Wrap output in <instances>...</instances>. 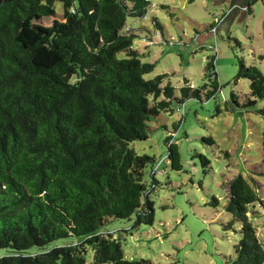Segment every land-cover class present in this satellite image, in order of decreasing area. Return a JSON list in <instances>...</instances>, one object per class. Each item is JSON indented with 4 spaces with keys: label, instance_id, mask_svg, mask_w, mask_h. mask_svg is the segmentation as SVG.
<instances>
[{
    "label": "trees",
    "instance_id": "1",
    "mask_svg": "<svg viewBox=\"0 0 264 264\" xmlns=\"http://www.w3.org/2000/svg\"><path fill=\"white\" fill-rule=\"evenodd\" d=\"M55 1L61 19L39 24L57 17ZM149 6L150 0H0V264H86L89 255L91 264H147L125 259L124 233L152 226L159 166L167 159L172 170L181 165L172 136L157 163L131 144L147 139L148 123L172 112V100L183 105L202 92L206 100L221 92L213 55L204 68L209 86L185 82L179 98L163 85L167 75L145 79L155 64L141 61L133 48L138 36L126 20L145 17ZM238 65L235 81H249V104L264 100L263 73ZM257 114L264 118V107ZM261 147L264 176V131ZM199 157L206 168L209 160ZM255 186L242 175L226 184L232 221L223 229L232 231L234 222L240 229L224 264H264V240L249 217L257 214L252 206L263 204ZM209 206L217 208L219 200ZM113 219L133 224L105 230ZM65 239L70 242L53 244Z\"/></svg>",
    "mask_w": 264,
    "mask_h": 264
},
{
    "label": "rangeland",
    "instance_id": "2",
    "mask_svg": "<svg viewBox=\"0 0 264 264\" xmlns=\"http://www.w3.org/2000/svg\"><path fill=\"white\" fill-rule=\"evenodd\" d=\"M240 2L150 0L145 17L126 20V26L138 36L133 48L141 61L155 64L145 79L167 75L163 85L169 83L174 97L179 98L185 82L194 89L209 86L213 79L205 75L204 68L213 55L221 90L214 99L206 100L202 92L200 99H188L183 105L172 100V112L162 113L148 123L147 139L131 144L137 155H146L157 163L166 156L165 139L172 136L181 170H172L168 159L160 164L150 195L154 222L124 233L122 249L127 260L142 259L147 264H224L233 256V245L239 239L238 222H234L232 231L223 229L232 221L225 211L226 184L237 175L252 186L254 183L261 194L263 204L252 206L257 214L250 213L249 217L264 240V176L259 164L264 118L257 114L264 100L250 105L249 81H235L239 60L246 67H257L264 75V59L257 58L264 56V0H253L247 11ZM54 8L57 17L40 20L39 24L51 26L54 20L61 19V3L55 1ZM27 34L30 41L36 39L32 31ZM209 137L213 145L203 141ZM199 156L209 160L206 168ZM152 166L143 170L148 186ZM213 197L219 200L217 208L209 206ZM132 224L133 220L113 219L104 229L128 230ZM68 242L70 239L53 244ZM90 258L91 255L86 264H91Z\"/></svg>",
    "mask_w": 264,
    "mask_h": 264
},
{
    "label": "crops",
    "instance_id": "3",
    "mask_svg": "<svg viewBox=\"0 0 264 264\" xmlns=\"http://www.w3.org/2000/svg\"><path fill=\"white\" fill-rule=\"evenodd\" d=\"M239 1V0H238ZM244 2H245V0H241V2L239 3V4H244ZM233 6H235V3L234 4H232L231 6H230V8H232Z\"/></svg>",
    "mask_w": 264,
    "mask_h": 264
},
{
    "label": "built area",
    "instance_id": "4",
    "mask_svg": "<svg viewBox=\"0 0 264 264\" xmlns=\"http://www.w3.org/2000/svg\"><path fill=\"white\" fill-rule=\"evenodd\" d=\"M212 49V47H210Z\"/></svg>",
    "mask_w": 264,
    "mask_h": 264
},
{
    "label": "clouds",
    "instance_id": "5",
    "mask_svg": "<svg viewBox=\"0 0 264 264\" xmlns=\"http://www.w3.org/2000/svg\"><path fill=\"white\" fill-rule=\"evenodd\" d=\"M246 1V0H245Z\"/></svg>",
    "mask_w": 264,
    "mask_h": 264
}]
</instances>
